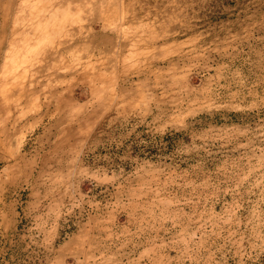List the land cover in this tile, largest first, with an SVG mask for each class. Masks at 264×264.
Here are the masks:
<instances>
[{"label":"rangeland","instance_id":"1","mask_svg":"<svg viewBox=\"0 0 264 264\" xmlns=\"http://www.w3.org/2000/svg\"><path fill=\"white\" fill-rule=\"evenodd\" d=\"M0 264H264V0H0Z\"/></svg>","mask_w":264,"mask_h":264}]
</instances>
